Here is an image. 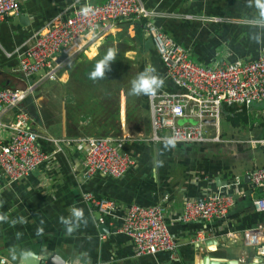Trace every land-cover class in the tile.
<instances>
[{
    "label": "crops",
    "instance_id": "obj_1",
    "mask_svg": "<svg viewBox=\"0 0 264 264\" xmlns=\"http://www.w3.org/2000/svg\"><path fill=\"white\" fill-rule=\"evenodd\" d=\"M18 1L19 15L0 23V88L34 87L33 95L21 108L30 116L34 131L47 139L128 137L131 140L124 145L123 152L133 157L136 165L119 179L95 175L87 180L83 145L56 152L52 142L41 139L43 148L53 154L50 163L26 180L11 185L0 177L3 186L0 264H3L2 259H6L7 264H45L44 259L53 253L63 261L62 264H263L256 249L246 245L242 238L232 239L228 234L241 231L245 219L257 212L253 200L263 196L262 190L252 186L251 174L256 168L264 167V147L254 149L247 142L264 140V103L249 109L231 107L245 109L235 126L223 109V118L229 125L220 130L222 143L175 144L174 147L166 143H149L146 140L152 131L149 100L143 95H130V89L125 85L116 87L120 96L116 98L114 110L109 108L110 105L103 106L100 99L97 105H91L83 93L103 86L88 83L87 88L81 90L78 82L83 77L84 67H80L81 78L75 85H70L71 76L66 71L71 62H78L80 57L88 63L94 56L103 57L104 52L113 48L139 64V71L142 67L144 70L155 69L154 74L164 81L155 94L182 93L183 89L167 76V69L144 23L136 21L117 25L99 38L91 35L82 38L55 58L56 80L64 88L59 115L53 111V99L47 95V86L41 88L50 82L46 72L26 81L19 71V55L28 47L32 36L43 30L47 23L61 14L69 16L68 9L87 2L99 5L106 0ZM142 2L155 12L156 25L186 49L196 64L213 67L238 60L254 61L264 53V26L253 23L257 11L249 5V0ZM21 15L27 18L23 24ZM82 62L79 60L78 64ZM100 97L104 98V95ZM229 114L233 117V113ZM13 120L9 116L5 119L7 123ZM179 124H195V121L183 119ZM236 179L241 180V188L234 191L235 205L226 220L209 224L176 221L187 200L201 201L218 192H228L229 188L223 183L231 184ZM86 193L114 200L123 211L135 204L144 207L163 205L170 232L179 241V253L137 257L133 241L118 231V222L112 227L106 224L110 232L102 230L100 213L83 199ZM73 207L83 209L84 219L79 227L68 233L61 217L67 218ZM261 225L264 223L258 226Z\"/></svg>",
    "mask_w": 264,
    "mask_h": 264
},
{
    "label": "built area",
    "instance_id": "obj_2",
    "mask_svg": "<svg viewBox=\"0 0 264 264\" xmlns=\"http://www.w3.org/2000/svg\"><path fill=\"white\" fill-rule=\"evenodd\" d=\"M85 7H90L92 12L84 15L81 10ZM68 11L69 16L59 15L32 36L28 47L19 55V71L26 81L42 72H46L47 80H56L55 58L82 38L89 35L99 38L117 25L143 22L167 69V76L183 89L180 94L148 97L152 116L151 136L146 139L149 143H166L169 137H174L175 144L183 145L222 143L219 133L224 106L249 109L264 103V53L254 61L238 60L213 67L196 64L186 49L156 25L155 12L149 10L142 0H106L99 5L87 2ZM19 13L18 0H0V23ZM33 88L32 85L21 90L0 88V177L7 185L26 180L51 162L53 154L43 148L41 139L52 142L56 152H62L65 147L83 145L86 148L84 177L87 180L95 175L119 179L136 165L135 159L123 152L124 145L131 140L128 137L51 140L35 132L30 116L21 108L33 95ZM7 116L14 119L12 123L5 121ZM183 119L194 120L195 124L180 125L179 121ZM247 144L254 149L264 147V140H251ZM251 183L263 192L253 204L258 213H264V167L252 172ZM225 187L229 188L228 192H218L201 201L187 200L176 221L209 224L226 220L235 205L234 191H240L241 180L236 179ZM2 192L0 184V196ZM83 199L100 213L99 223H108L110 227L114 222L119 223L118 231L133 241L137 257L179 253V241L170 232L163 205L144 207L135 204L123 211L116 201L92 193L84 194ZM228 236L242 238L246 245L256 249L264 264V225L231 232ZM2 263L8 262L2 259Z\"/></svg>",
    "mask_w": 264,
    "mask_h": 264
},
{
    "label": "rangeland",
    "instance_id": "obj_3",
    "mask_svg": "<svg viewBox=\"0 0 264 264\" xmlns=\"http://www.w3.org/2000/svg\"><path fill=\"white\" fill-rule=\"evenodd\" d=\"M107 52V51H106ZM106 52H104L103 55L106 54ZM97 54V53H96ZM129 57L131 58V56L129 55ZM102 57L99 55L94 56V58L91 59L90 62L86 63V59L83 60V57H80L79 60L83 61L81 64H78V62L75 60L73 62H71V66L69 67V69L66 68V71L70 73L71 76V83L70 85H75L78 80L81 78V68L80 67H84V74L82 79L80 80V82H78V84L80 85L81 83V90H84L87 88L86 84H90V83H96V86H103V88H98L97 90L94 89H90L91 91H89V93L85 94L83 93V96L85 95L87 97V102L91 105H97L98 103V99H100V103L103 104V106H109V108L112 107V110L115 109V105H116V98H119L120 96V91H117L116 87L117 86H122L125 87V85L130 89L131 88V82L132 80H134L140 73L139 69L140 66L139 64H137L135 61H131L130 59L128 60L127 58H125V56L120 55L119 53L116 56V60L114 62L111 63L109 70L106 71L105 74V78L103 79H99V80H92L90 78V68L92 66H95L96 61L101 59ZM73 63V65H72ZM70 64V63H69ZM78 68V69H74V68ZM90 71V73H89ZM139 71V72H138ZM95 85V84H94ZM47 86V95L53 99V111L55 113H59V115L61 114V109H60V103L62 102V91H63V86L57 81H50L47 82L46 84H43L41 86L45 87ZM111 88V89H107ZM40 88V89H41ZM107 90V91H106ZM105 91V92H104ZM104 95V98H101L100 96ZM122 96V95H121ZM124 96V94H123ZM122 96V97H123ZM115 99V101H114ZM135 100V98H134ZM104 101H106L105 103H103ZM79 102V101H78ZM126 107V106H125ZM127 108L125 110V113L127 112ZM118 114H122L125 115V113H120L119 111L117 112ZM97 116V115H94ZM229 125L226 120L222 117L221 123H220V130L222 129V127Z\"/></svg>",
    "mask_w": 264,
    "mask_h": 264
},
{
    "label": "clouds",
    "instance_id": "obj_4",
    "mask_svg": "<svg viewBox=\"0 0 264 264\" xmlns=\"http://www.w3.org/2000/svg\"><path fill=\"white\" fill-rule=\"evenodd\" d=\"M249 5L254 6L257 11V17L254 19L253 23L264 26V0H249ZM81 11L84 15H88L92 12V9L90 7H85ZM257 41H259V38H257ZM117 54L116 49L109 48L106 54L96 61L95 67L90 73V78L93 80L105 78L106 71L109 70L111 63L116 60ZM154 73V68L146 69L144 72L140 73L134 80H132L129 94L135 96L154 95L164 83V81ZM166 145L174 147V137L167 138ZM83 219V209L73 207L67 218L61 217V223L66 227L68 233H72L74 228L79 227V224Z\"/></svg>",
    "mask_w": 264,
    "mask_h": 264
},
{
    "label": "trees",
    "instance_id": "obj_5",
    "mask_svg": "<svg viewBox=\"0 0 264 264\" xmlns=\"http://www.w3.org/2000/svg\"><path fill=\"white\" fill-rule=\"evenodd\" d=\"M145 70L143 69V67L140 69V73L144 72ZM139 73V74H140ZM93 80V79H92ZM94 81V80H93ZM92 85H96V83H90ZM143 97L145 98V100H148V95H143ZM226 113L228 114V116L226 115ZM229 113H233V117H230ZM224 114L225 116H227V119L231 122L232 125H236L237 124V120L238 117L242 114H245V109L241 108V109H234L231 108L229 106H225L224 107ZM264 223V213H258L255 212L253 214H251L250 216H248L245 221L243 226L241 227V231L247 230V229H252L254 227H257L259 224Z\"/></svg>",
    "mask_w": 264,
    "mask_h": 264
},
{
    "label": "water",
    "instance_id": "obj_6",
    "mask_svg": "<svg viewBox=\"0 0 264 264\" xmlns=\"http://www.w3.org/2000/svg\"><path fill=\"white\" fill-rule=\"evenodd\" d=\"M20 19H21V23L23 24V20L25 21V20H27V18L26 17H24L23 15H21L20 16ZM218 183H219V181H218ZM228 184L227 183H223V186H227ZM102 230L104 231V232H110V230H109V227L107 226V225H103L102 226ZM61 259H59V257H58V255L57 254H55V253H53L50 257H46L45 259H44V262H45V264H62L63 263V261L61 260Z\"/></svg>",
    "mask_w": 264,
    "mask_h": 264
}]
</instances>
